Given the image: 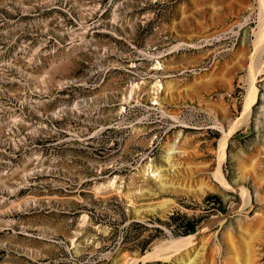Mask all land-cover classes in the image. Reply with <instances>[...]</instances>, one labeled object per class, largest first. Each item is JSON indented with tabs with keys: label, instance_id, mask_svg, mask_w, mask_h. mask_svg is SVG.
<instances>
[{
	"label": "rangeland",
	"instance_id": "1",
	"mask_svg": "<svg viewBox=\"0 0 264 264\" xmlns=\"http://www.w3.org/2000/svg\"><path fill=\"white\" fill-rule=\"evenodd\" d=\"M262 2L0 0V264H264Z\"/></svg>",
	"mask_w": 264,
	"mask_h": 264
},
{
	"label": "bare ground",
	"instance_id": "2",
	"mask_svg": "<svg viewBox=\"0 0 264 264\" xmlns=\"http://www.w3.org/2000/svg\"><path fill=\"white\" fill-rule=\"evenodd\" d=\"M262 1L264 2V0H262ZM255 43H256V46L259 43H263L264 44V21L262 22V29L260 30V33H258V35H256ZM255 59L258 60V55H256V53L253 56V61H255ZM252 67L256 68L254 66V64H253ZM253 68H250V69H252L250 72H254L255 73V69H253ZM229 132H231V131H229ZM229 132L228 131L224 132L223 143H225V137L227 135H229ZM174 150H176V149L175 148L173 149V148L169 147L167 149V155H166V158H165V162L167 163V165L169 166L170 169H172V168H174L176 166V164L173 163V161H174L173 159H176L178 156H182L184 154V153L181 152V150L180 151L179 150L178 151H174ZM237 189H238V191L241 192V194L243 196H245L247 194V192H248V191H246L245 187H241V188H237ZM246 203H247V201H246ZM197 239H198L197 237H193V238H181V239H178V240H174L171 244H166V247L163 250L166 251L165 254L166 253L169 254L168 257H170V256L174 257L175 256V258L177 259L181 255H183V256H185V258H187V260L189 261V264H193L192 260H191V257H192L191 254L195 253V250H193V246H194L195 243H197ZM162 253H164V252L160 253V250L159 251H155L154 253L147 255L143 260L144 261L145 260L146 261L157 260V259H159V258H161L163 256ZM137 261H138V259L137 260H131L130 259L125 264H136Z\"/></svg>",
	"mask_w": 264,
	"mask_h": 264
}]
</instances>
